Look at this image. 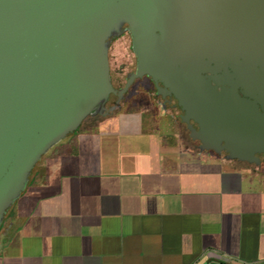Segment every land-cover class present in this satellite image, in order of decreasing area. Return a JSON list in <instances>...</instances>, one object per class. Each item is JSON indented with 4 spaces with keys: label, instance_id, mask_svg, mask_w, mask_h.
Returning <instances> with one entry per match:
<instances>
[{
    "label": "crops",
    "instance_id": "obj_1",
    "mask_svg": "<svg viewBox=\"0 0 264 264\" xmlns=\"http://www.w3.org/2000/svg\"><path fill=\"white\" fill-rule=\"evenodd\" d=\"M0 264H264V182L176 149L130 105L47 151L0 226Z\"/></svg>",
    "mask_w": 264,
    "mask_h": 264
},
{
    "label": "water",
    "instance_id": "obj_2",
    "mask_svg": "<svg viewBox=\"0 0 264 264\" xmlns=\"http://www.w3.org/2000/svg\"><path fill=\"white\" fill-rule=\"evenodd\" d=\"M123 31L136 68L116 88L108 48ZM224 58L264 59V0H0V226L47 151L136 76L213 137Z\"/></svg>",
    "mask_w": 264,
    "mask_h": 264
},
{
    "label": "flooded vegetation",
    "instance_id": "obj_3",
    "mask_svg": "<svg viewBox=\"0 0 264 264\" xmlns=\"http://www.w3.org/2000/svg\"><path fill=\"white\" fill-rule=\"evenodd\" d=\"M124 33L130 38L132 66L122 74L125 63L111 67L109 62L116 88L123 86L127 74L136 68L130 34L123 31L120 35ZM216 86L218 105L212 118L215 120L213 137L201 132L199 122L187 114L169 87L160 80L156 84L147 74L134 77L112 109L109 106L115 103L117 94L111 92L104 111L86 115L81 124L97 117H111L130 105L144 106L152 109L165 138L173 141L176 149L201 156L223 170L238 171L264 182V59H221ZM186 118L198 134L193 135Z\"/></svg>",
    "mask_w": 264,
    "mask_h": 264
},
{
    "label": "rangeland",
    "instance_id": "obj_4",
    "mask_svg": "<svg viewBox=\"0 0 264 264\" xmlns=\"http://www.w3.org/2000/svg\"><path fill=\"white\" fill-rule=\"evenodd\" d=\"M108 56L111 67H118L121 63H125L122 74L131 68L133 53L130 50V38L127 33L113 38L108 49Z\"/></svg>",
    "mask_w": 264,
    "mask_h": 264
}]
</instances>
